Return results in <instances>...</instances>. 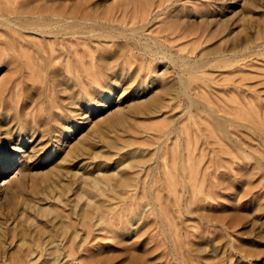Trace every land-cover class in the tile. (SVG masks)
<instances>
[{
  "label": "rangeland",
  "instance_id": "obj_1",
  "mask_svg": "<svg viewBox=\"0 0 264 264\" xmlns=\"http://www.w3.org/2000/svg\"><path fill=\"white\" fill-rule=\"evenodd\" d=\"M0 264H264V0H0Z\"/></svg>",
  "mask_w": 264,
  "mask_h": 264
},
{
  "label": "bare ground",
  "instance_id": "obj_2",
  "mask_svg": "<svg viewBox=\"0 0 264 264\" xmlns=\"http://www.w3.org/2000/svg\"><path fill=\"white\" fill-rule=\"evenodd\" d=\"M28 18V17H27ZM153 99V98H152ZM149 99L147 102L148 103H146L144 106H146L145 108H147L143 113L144 114H147V115H151L154 111H155V109H157L156 108V102H155V100L153 99ZM136 110H138V108L136 109ZM117 123L120 125V124H122V122H123V120H119V118L117 119ZM86 149H84V148H81V155H83V154H87L86 152ZM80 156V155H79ZM87 156V155H86ZM119 177H121L120 175H119ZM122 178V177H121ZM96 185V184H95ZM127 186V185H126ZM90 196V195H89ZM95 202V201H94ZM97 202V201H96ZM61 245V244H60ZM60 250H61V247H60ZM60 261V260H59Z\"/></svg>",
  "mask_w": 264,
  "mask_h": 264
}]
</instances>
